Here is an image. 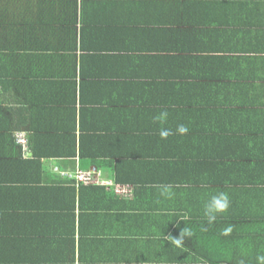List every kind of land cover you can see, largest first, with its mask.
Masks as SVG:
<instances>
[{"label":"crops","instance_id":"1","mask_svg":"<svg viewBox=\"0 0 264 264\" xmlns=\"http://www.w3.org/2000/svg\"><path fill=\"white\" fill-rule=\"evenodd\" d=\"M94 168L95 183L61 173ZM258 255L264 0H0V264Z\"/></svg>","mask_w":264,"mask_h":264},{"label":"clouds","instance_id":"2","mask_svg":"<svg viewBox=\"0 0 264 264\" xmlns=\"http://www.w3.org/2000/svg\"><path fill=\"white\" fill-rule=\"evenodd\" d=\"M168 112L167 110L160 112L158 115L153 117L154 121H158L161 124H164L167 121ZM189 131L188 127L184 124H179L177 126L176 132L180 135H185ZM161 139H167L170 135H174L171 129L161 128L159 131ZM170 185H162L160 190V195L166 199H171L174 196ZM230 206V199L227 193L220 192L216 195H212L211 198L207 201L204 207V215L207 217L209 223H212L216 219L217 213H223L227 211ZM186 231L184 229L181 235L177 238L172 235H168L166 238L169 239L170 243L175 244L177 247L181 246L183 243V233ZM231 232V228L227 229L224 234L228 235ZM257 260L259 264H264V255H258ZM240 264H244V261L241 260Z\"/></svg>","mask_w":264,"mask_h":264},{"label":"built area","instance_id":"3","mask_svg":"<svg viewBox=\"0 0 264 264\" xmlns=\"http://www.w3.org/2000/svg\"><path fill=\"white\" fill-rule=\"evenodd\" d=\"M18 141L23 144L26 143V138L24 134H18ZM61 173L64 176L69 177L71 179H75L77 182H81V183H95L96 181L98 182L97 178L95 177L97 173L96 168L90 171H84V170H77L75 172L61 171ZM115 191L119 194H128L131 192V187H129L128 185L116 184Z\"/></svg>","mask_w":264,"mask_h":264},{"label":"trees","instance_id":"4","mask_svg":"<svg viewBox=\"0 0 264 264\" xmlns=\"http://www.w3.org/2000/svg\"><path fill=\"white\" fill-rule=\"evenodd\" d=\"M25 136V135H24ZM18 137V136H17Z\"/></svg>","mask_w":264,"mask_h":264}]
</instances>
